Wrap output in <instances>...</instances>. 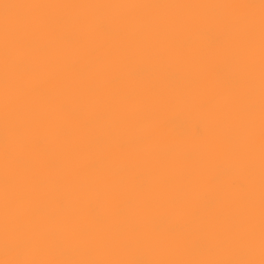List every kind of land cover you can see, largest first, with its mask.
Listing matches in <instances>:
<instances>
[{
  "label": "clouds",
  "instance_id": "1",
  "mask_svg": "<svg viewBox=\"0 0 264 264\" xmlns=\"http://www.w3.org/2000/svg\"><path fill=\"white\" fill-rule=\"evenodd\" d=\"M0 264H264V0H0Z\"/></svg>",
  "mask_w": 264,
  "mask_h": 264
}]
</instances>
